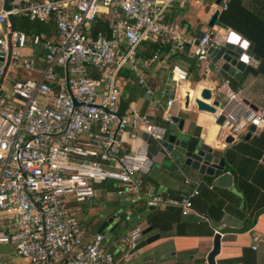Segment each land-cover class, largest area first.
<instances>
[{"label":"built area","instance_id":"2783aa9c","mask_svg":"<svg viewBox=\"0 0 264 264\" xmlns=\"http://www.w3.org/2000/svg\"><path fill=\"white\" fill-rule=\"evenodd\" d=\"M185 1L12 0L5 11L0 0V212L6 216L0 244L13 246L22 264H128V253L143 239V229L131 228L120 237L118 247L125 256L118 261L103 248V233L84 240L86 227L79 213L98 197V184L116 185L114 197H125L130 204L174 207L182 216L193 209L196 188L175 196L145 195L143 176L152 164L149 144L142 141L125 151L122 135L145 133L148 141L157 142L164 128L146 114L121 112L119 106L121 72L128 71L136 84L146 87L145 70L161 60L159 51L143 56L145 41L165 48L166 59L191 52L206 71L211 69L208 53L221 47L216 31L206 29L195 45L196 38L170 19L176 3ZM202 2L212 9L210 14L228 6V0ZM8 16L41 24L53 20L56 39L45 32H12ZM98 19L109 22L107 31L92 32ZM40 48V58L27 53ZM171 74L177 82L189 76L177 65ZM221 90L224 108L241 102V92L227 82ZM146 94H151L148 89ZM172 103L166 102L165 122ZM221 112L226 118L221 129L235 140L250 126L255 128L251 134L264 128V108L249 109L238 120Z\"/></svg>","mask_w":264,"mask_h":264},{"label":"crops","instance_id":"0c3cea01","mask_svg":"<svg viewBox=\"0 0 264 264\" xmlns=\"http://www.w3.org/2000/svg\"><path fill=\"white\" fill-rule=\"evenodd\" d=\"M230 1L228 0V3ZM233 1H236L245 12L264 18V0ZM202 3V0H187L184 3H176L172 10L170 19L181 27L186 36L196 38L200 31L207 29L206 22L212 9L209 10ZM214 30L221 40H224L230 31L245 38L231 28L228 31L217 28ZM48 36L51 40L56 39L54 26ZM245 39L253 44V53L256 55L254 43ZM141 50L142 53L145 50V58L150 57L155 51L161 54V60L151 69L145 70V86L150 95L164 91L166 79L173 65L185 69L189 75L188 80L177 88L174 99L162 97L161 101H157V98L150 100L141 96V87L136 84L134 76L124 70L120 75L122 89L120 111L136 110L148 115L155 123H163L166 102L173 100L168 108V116L170 114L186 117L189 120L187 127L189 140L201 141L203 145L212 148L215 155L224 160V167L219 175L199 177L189 168L177 167L167 162L156 145L153 142L149 144L148 153L152 156V164L149 172L143 176L145 195L175 196L188 194L195 188L198 195L192 198L193 209L186 216L179 215L173 221L171 219L176 217L177 208L151 209L144 203L143 231L148 228V217L151 214H157L158 222L162 223V231L151 230V233L145 235V238L159 235V239L139 252L132 255L128 253V264H206V258L213 247V237L217 233L221 235V239L220 252L215 258V264H264V128L251 134L247 141L244 139L247 134L245 132L239 140L234 139L232 143L226 144L225 139L230 135L229 132L219 128L210 114L198 111L193 103L185 109L183 96L191 91L193 98L199 97L201 90L207 88L213 93L210 102L216 98L225 105L221 86L227 82L232 90L237 88L236 91L241 92V102H233L227 108L221 109L223 112L228 111L232 120H238L243 114H247L250 107L253 110L264 108V73L255 75L252 72L259 68L263 59L259 56L258 65L246 66L240 79L235 80L216 69L206 71L205 65L198 63L190 51L188 55L182 54L173 59H166L165 48L150 40L143 43ZM27 53L37 58L42 56L41 48L32 53L27 50ZM244 101H247L248 105L243 104ZM196 127L201 130L199 140L193 137ZM211 132L216 134L214 138L209 135ZM142 141L141 133H125L122 135V148L125 151L134 150ZM106 185H96L98 197L86 204L91 203L93 206L103 198H117L114 197V189H111L116 188V185L112 183ZM117 200H120L122 205H133L125 197ZM86 204L81 206L79 219L86 227L84 240L90 242L98 234L97 231L103 222L113 217L91 220L93 215L88 213ZM5 222L6 216L0 212V227L4 226ZM126 230L129 228L122 224L117 231L115 230L117 232L115 237L106 239L105 236L103 248L112 253L116 261L122 260L125 256L118 243L120 237L126 234ZM13 256H15L13 246L0 244V264H22L17 259L13 260Z\"/></svg>","mask_w":264,"mask_h":264},{"label":"water","instance_id":"95a60500","mask_svg":"<svg viewBox=\"0 0 264 264\" xmlns=\"http://www.w3.org/2000/svg\"><path fill=\"white\" fill-rule=\"evenodd\" d=\"M11 1L12 0H3V10L8 11L10 9L9 2ZM219 3L220 0H216L215 4L219 5ZM219 15L220 11L218 9H215L210 14L206 22L208 31H211L214 28L224 31L229 30L227 26L219 21ZM8 21L11 25V31H17L14 17L8 16ZM2 27L5 32V24H3ZM204 32L205 30L200 31L197 34L195 45L198 44V39L203 37ZM7 39L10 54V35L7 36ZM208 54L209 60L211 61V69H216L235 80L240 79L241 73H243L246 66L256 67L260 61L259 56L253 53V44L232 31L228 32L227 37L224 40H221V47L219 49L210 50ZM1 57L2 54H0V60H2ZM7 67L8 63L4 69V73L6 72ZM3 77L4 76H2L0 82H2ZM222 79L223 78L221 77V80ZM183 83L184 82H177L170 73L166 79L164 91L155 95H150L146 94L147 87H141L140 94L144 97V99L146 98L150 100L157 98V101H161L162 97L174 99L175 94H177V88H179ZM212 95V91L207 88L201 90L199 97L190 98V95L186 93L184 96V108L187 109L189 105L193 103L197 107L198 111L210 114V116L213 117L215 124L219 128H222L226 119L225 115L221 112V109L224 108V103L216 98L210 102ZM243 104L248 105V102L244 101ZM250 108L253 110L252 107ZM168 117L169 120L167 122L156 123L157 126L164 128V133L160 141L153 142L157 149L165 156L164 159L177 167L189 168L195 172L196 176L199 177L219 175L223 170L224 160L219 156H216L214 150L206 145H203L201 141L196 142L189 140L187 130L189 120H187L186 117L178 115L169 114ZM254 130L255 128L253 126L249 127V132L244 137L246 141L250 138L251 133L254 132ZM200 131V128L196 127L193 137L199 140ZM141 138L143 141H147L148 144H151V141L147 140V134L141 133ZM233 141L234 139L230 135L225 139L226 144H230ZM148 156L151 159L152 156L150 154H148ZM130 219L131 216L121 213L117 220L116 217H113L103 222L97 232L102 233L109 229V232L112 233ZM149 233H151L150 228L143 231L144 236ZM157 239H159V235H152L147 238L144 237L134 249L129 251V254L132 255L141 251ZM220 239L221 235L219 233L215 234L213 237V247L206 258V264H215V258L220 252Z\"/></svg>","mask_w":264,"mask_h":264},{"label":"trees","instance_id":"16d2710c","mask_svg":"<svg viewBox=\"0 0 264 264\" xmlns=\"http://www.w3.org/2000/svg\"><path fill=\"white\" fill-rule=\"evenodd\" d=\"M258 16L245 12L244 9L241 8L240 5H238V3L233 0L228 3L227 9L221 12L219 16V21L222 24L233 29L234 31H237L245 38L254 43V51L256 55L260 56L263 59V62L261 63L259 68L252 71L255 75L264 73V18H262L260 15ZM14 19L17 29L28 35L35 32H45L47 35H49L50 30L54 26L53 20H50L48 23L41 24L30 22L27 18L21 16L15 17ZM108 28L109 22L103 19H98L91 25V30L93 33H97L99 31H107ZM143 56L145 57V50L143 52ZM234 89V91L237 90V88ZM103 186L107 185L103 184ZM111 189H114L113 191H116L118 188L116 187ZM175 215L176 217L172 218L171 221L175 220L177 216L181 215L180 211L177 210V212H175ZM156 216L157 214L149 215L148 228H150L151 230L162 231V223L160 224L158 222Z\"/></svg>","mask_w":264,"mask_h":264},{"label":"rangeland","instance_id":"374dc122","mask_svg":"<svg viewBox=\"0 0 264 264\" xmlns=\"http://www.w3.org/2000/svg\"><path fill=\"white\" fill-rule=\"evenodd\" d=\"M178 64L180 63L178 62ZM11 80L12 79H9V81ZM86 208L88 210V213L90 215H93L91 217V220H94V221L108 219L110 217L117 218L119 217L121 213H125L129 216H132L129 221H126L124 223L127 228L130 229L132 227L137 226L138 228L143 229L145 226V204L144 202L133 204V205H122L120 200L118 201L117 198H107V199L103 198L101 199V201H98L96 205L92 206L91 203L86 204ZM116 231L110 233L109 229H107L103 233L105 234L106 239H110L112 237H115V235H117ZM15 256H13V260L17 259L18 261L22 263L21 259Z\"/></svg>","mask_w":264,"mask_h":264},{"label":"bare ground","instance_id":"6f19581e","mask_svg":"<svg viewBox=\"0 0 264 264\" xmlns=\"http://www.w3.org/2000/svg\"><path fill=\"white\" fill-rule=\"evenodd\" d=\"M181 89H184V88H181ZM187 93L190 95V98H193V92L188 91ZM183 96H185V95H183ZM209 135L214 138L216 134L214 132H211Z\"/></svg>","mask_w":264,"mask_h":264}]
</instances>
